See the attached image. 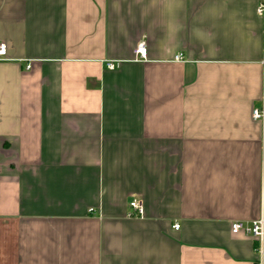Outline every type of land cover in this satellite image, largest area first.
Segmentation results:
<instances>
[{"label": "crops", "instance_id": "obj_1", "mask_svg": "<svg viewBox=\"0 0 264 264\" xmlns=\"http://www.w3.org/2000/svg\"><path fill=\"white\" fill-rule=\"evenodd\" d=\"M261 4L0 0V264H264Z\"/></svg>", "mask_w": 264, "mask_h": 264}, {"label": "built area", "instance_id": "obj_2", "mask_svg": "<svg viewBox=\"0 0 264 264\" xmlns=\"http://www.w3.org/2000/svg\"><path fill=\"white\" fill-rule=\"evenodd\" d=\"M258 14L264 18V4H261L258 8ZM6 54V48L4 45H0V61L2 57ZM136 59L145 60L147 57V49L145 43H140L134 52ZM176 61H182L183 56L179 55L175 58ZM108 68L110 70H114L116 68L115 64H108ZM264 117V111L261 109L254 110L253 118L255 120H261ZM130 209L132 210V214L130 217H142L144 215V208L139 201H132L130 203ZM91 213H94V210H91ZM176 230H179V226H175ZM232 233L234 235L244 234L247 236H253L258 240L260 244L264 242V220H260L255 222L252 227L245 226L241 222H236L232 224ZM260 253L262 254V249H260ZM259 264H263L260 262Z\"/></svg>", "mask_w": 264, "mask_h": 264}]
</instances>
